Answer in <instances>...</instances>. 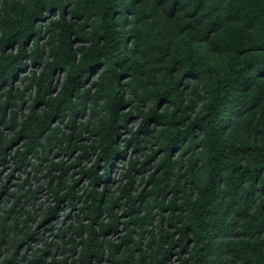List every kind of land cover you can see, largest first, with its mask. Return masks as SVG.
<instances>
[{"label":"trees","instance_id":"obj_1","mask_svg":"<svg viewBox=\"0 0 264 264\" xmlns=\"http://www.w3.org/2000/svg\"><path fill=\"white\" fill-rule=\"evenodd\" d=\"M87 133L98 156L81 195L65 174ZM10 161L23 186L47 163L46 221L85 196L72 264H264V0H0V166ZM41 188L10 192L8 214ZM76 216L56 235L71 238Z\"/></svg>","mask_w":264,"mask_h":264},{"label":"rangeland","instance_id":"obj_2","mask_svg":"<svg viewBox=\"0 0 264 264\" xmlns=\"http://www.w3.org/2000/svg\"><path fill=\"white\" fill-rule=\"evenodd\" d=\"M124 5H126L124 3ZM28 64L25 66V68L21 71V73L17 74L16 83H18L23 75L29 74L31 68L33 67L32 61L27 60ZM60 73L55 75L56 77L61 78L59 76ZM64 72H61V75H63ZM29 110V103H26L24 108L22 106L21 110L18 111L19 115L23 112H28ZM86 115H82V120L85 118ZM138 124V120H133L132 126H135ZM4 135L6 137H10L13 134V131L9 128H5L3 131ZM85 138L79 142V145L86 146L87 153L83 151L82 148H80L79 152L77 153V156L79 154H83V157L81 158V165H73L69 171H67L66 175V181L69 185L74 186L75 190L79 194L82 195V185L88 183V179L83 176L85 171H87L88 167L92 166L95 161L97 160L98 152L96 150H93L92 145L94 144L95 135L87 133L84 135ZM75 142V141H74ZM21 144V141L19 140L17 145L14 143L13 145L18 146ZM16 146L14 148H16ZM15 149L12 150L11 153H13ZM10 157V155H9ZM50 158H54V152L49 153ZM66 160L67 164L74 163L76 161V154L67 156L65 154H61V156L55 157L56 161H59L60 159ZM122 161V160H121ZM120 160L115 161L116 169L115 171H112L111 174L108 176L113 178L114 184H116V178L118 175H120V172L122 171V168L124 166V161L121 162ZM104 160H100V168L99 171L102 172ZM46 164L43 166V170L40 171V174H38V179H34L35 172L31 171L29 180V184H25L23 186L24 179L27 177V173L20 169L14 168V163L10 161L5 166H0V190L2 187V184L4 182L7 183V189L9 192H4L2 195H0V264L4 263L5 259L8 257L14 255V259L11 263L8 264H27L26 261L21 260V254L24 252H27V245H30L29 251L27 252V260L33 259L35 255L37 257H40L42 259V264H60V263H54L52 260V253H55L57 260H62L65 257H68V261L66 263L62 264H72L73 260L79 258V251H80V245L77 246V252L74 253L70 250L73 246V241L79 242L81 240L80 234L77 233L76 228L80 227L81 223L84 225L89 222V219L85 216L84 213L81 212L80 207L84 203L83 197H78L75 199L76 208L71 209V205L66 201L65 203H62L59 206L58 209V216H55L54 218L47 219L45 214L47 210L54 205H57V202L53 195L50 193V190L46 187L49 181V177L46 176L47 169ZM29 170H32V168H28ZM56 174H59V171L55 172ZM9 176V177H8ZM115 178V179H114ZM76 180H78V184H75ZM39 183L44 186V188L39 190L38 194L35 197L29 198V200L26 199V197L21 198V204L18 205L11 214H8L9 209H11L14 198L12 196H9L10 192H16L23 195V193L28 189L29 187L32 189H35L38 187ZM117 189V188H116ZM120 192L118 191L116 195H119ZM80 196V195H79ZM123 203H125V199H122L120 201V204L117 205L114 210L117 215L120 216V229H123L124 227V221L129 220V217L124 214V206ZM70 211L72 216L70 219H68L66 222H64V216L65 214ZM80 213L81 215V222L76 223L74 225V228L70 230V233L68 234L70 237L61 238L56 235L58 232V228L62 226L64 229H68L70 223H75V218L77 219V214ZM6 218V222H4V218ZM104 220L108 219V216H106V213L102 216ZM4 222V223H3ZM54 224L53 227L50 225ZM73 232V233H72ZM28 233H35L33 235L32 239H28L25 241V239L29 236H27ZM120 234V232L116 233ZM88 233L87 231L84 233V236L87 237ZM147 240H145L146 243ZM21 244V245H20ZM19 248V249H18ZM16 251L19 252L18 256L16 255ZM46 252V255L44 253ZM17 257V259H16ZM78 261V260H77ZM106 259L101 258L98 261L95 262V264H106ZM78 264V262H76ZM94 264V263H93Z\"/></svg>","mask_w":264,"mask_h":264}]
</instances>
